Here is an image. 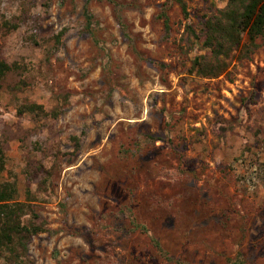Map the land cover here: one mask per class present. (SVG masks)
Listing matches in <instances>:
<instances>
[{
    "label": "rangeland",
    "instance_id": "rangeland-1",
    "mask_svg": "<svg viewBox=\"0 0 264 264\" xmlns=\"http://www.w3.org/2000/svg\"><path fill=\"white\" fill-rule=\"evenodd\" d=\"M184 2L0 0V181L41 229L0 264H264V44L195 74L226 0Z\"/></svg>",
    "mask_w": 264,
    "mask_h": 264
},
{
    "label": "trees",
    "instance_id": "trees-1",
    "mask_svg": "<svg viewBox=\"0 0 264 264\" xmlns=\"http://www.w3.org/2000/svg\"><path fill=\"white\" fill-rule=\"evenodd\" d=\"M174 1L185 11L184 0ZM85 16L86 25L90 26L91 15L86 7ZM203 25L202 33L196 38L206 52L194 57L191 71L202 77L214 78L227 70V59L232 54L237 52L236 57L248 58L260 45L257 39L264 44V0H226V4L207 17ZM18 68V63L9 64L0 58V81ZM25 110L46 114L42 105L36 103H28ZM3 168L4 151L0 143V173ZM14 193L12 184L0 181V250L15 252L19 247L26 252L30 237L41 229L22 223L23 203L14 199Z\"/></svg>",
    "mask_w": 264,
    "mask_h": 264
}]
</instances>
